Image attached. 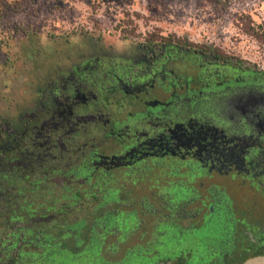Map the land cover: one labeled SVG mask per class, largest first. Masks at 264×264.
I'll return each mask as SVG.
<instances>
[{"label":"flooded vegetation","instance_id":"af4514ba","mask_svg":"<svg viewBox=\"0 0 264 264\" xmlns=\"http://www.w3.org/2000/svg\"><path fill=\"white\" fill-rule=\"evenodd\" d=\"M116 44L0 106V264L264 257V72L176 36Z\"/></svg>","mask_w":264,"mask_h":264},{"label":"rangeland","instance_id":"374dc122","mask_svg":"<svg viewBox=\"0 0 264 264\" xmlns=\"http://www.w3.org/2000/svg\"><path fill=\"white\" fill-rule=\"evenodd\" d=\"M154 35L264 72V0H0V106L81 43L125 49Z\"/></svg>","mask_w":264,"mask_h":264},{"label":"trees","instance_id":"16d2710c","mask_svg":"<svg viewBox=\"0 0 264 264\" xmlns=\"http://www.w3.org/2000/svg\"><path fill=\"white\" fill-rule=\"evenodd\" d=\"M168 229L167 231L170 232V234L173 233V230H172V226H166ZM187 240H183L181 242V245H185V242ZM159 248L160 250H164V251H171V250H175L177 248V242L174 241L173 239H165L164 241L160 242V241H151L149 240V248L152 249V248ZM160 261L164 260V261H168L169 260V257L168 256H165L163 258H160L159 259ZM158 261V260H157Z\"/></svg>","mask_w":264,"mask_h":264},{"label":"water","instance_id":"95a60500","mask_svg":"<svg viewBox=\"0 0 264 264\" xmlns=\"http://www.w3.org/2000/svg\"><path fill=\"white\" fill-rule=\"evenodd\" d=\"M244 264H264V257L250 259Z\"/></svg>","mask_w":264,"mask_h":264}]
</instances>
